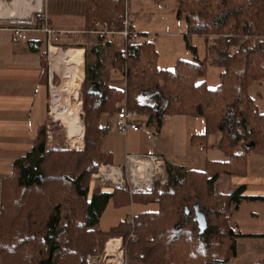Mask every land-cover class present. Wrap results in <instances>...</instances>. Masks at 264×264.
Here are the masks:
<instances>
[{
	"label": "trees",
	"instance_id": "trees-1",
	"mask_svg": "<svg viewBox=\"0 0 264 264\" xmlns=\"http://www.w3.org/2000/svg\"><path fill=\"white\" fill-rule=\"evenodd\" d=\"M163 1H174L177 17L183 15V37L191 51L195 47L188 38L204 37L205 56L178 59L173 69L166 70L157 66L152 42L106 41L110 66L126 81L125 89L119 90L102 80L101 47L78 46L84 49V125L76 116L78 126L67 137L76 149L83 141V149L49 147L43 122L32 148L15 159L1 187L0 264H42L51 246L56 248L49 264H86L87 254L103 252L113 237H121L127 257L136 264H225L235 256L238 234L230 225L231 214L242 201L264 196H246L244 185L216 193L215 183L221 174L245 175L249 153L264 150V112L249 92L253 83L264 79V38L247 37L239 43L243 35H264V0ZM83 9L88 30L99 22L120 31L128 14L127 0H83ZM35 20L51 23L42 15ZM211 33L230 36L207 45L205 36ZM40 58V82L48 85L46 50ZM207 63L222 67L214 88L206 84ZM91 82L98 84V93L88 91ZM123 101L140 122L157 129L164 115L202 118L204 132L193 137L218 136L217 148L227 160L207 161L203 171L167 163L166 182H155L146 192L130 194L128 185L113 190L92 187L91 175L107 163L100 149L105 128L99 117L116 114ZM89 116L95 119L94 128ZM135 196L142 203H157L158 208L140 211L105 231L97 228L109 201L120 207ZM195 204L207 222L202 234L193 220ZM131 231L133 241L128 238Z\"/></svg>",
	"mask_w": 264,
	"mask_h": 264
},
{
	"label": "crops",
	"instance_id": "crops-1",
	"mask_svg": "<svg viewBox=\"0 0 264 264\" xmlns=\"http://www.w3.org/2000/svg\"><path fill=\"white\" fill-rule=\"evenodd\" d=\"M4 2L0 0V199L3 179L11 173L15 159L32 148L40 125L47 118L51 87L49 82L48 85L40 82L41 52L47 51L48 80L49 76L52 78L54 74L57 75L51 68L46 34L36 29L44 21L36 22L34 17L29 23L23 24L8 21L11 17L25 19L32 15L41 16L40 1L33 6H24L20 12L17 9L23 5V0H11L7 3L9 7H4ZM16 25L28 28L27 40L11 41V28ZM91 45L99 47L94 42ZM102 80L109 87L119 90L126 86L121 71L110 66L109 57L107 61L104 59ZM257 87L256 83L250 86L251 95L253 92L260 93ZM114 119L115 114L108 113H102L99 117L100 125L105 128L100 149L107 157V163L101 166L108 169L115 179L123 180L126 171L135 182L142 181L146 189L151 188L153 168L159 165L155 164V156L160 158L163 166L169 163L199 171L205 170L207 161L227 160L225 154L217 148L218 136L211 135L206 139L193 137L204 132L202 118L164 115L159 129L155 125H145L142 129L126 133H120L114 128ZM211 175L208 172V176ZM241 185L245 186L246 196H264V154L251 156L249 153L247 172L243 176L221 174L216 180L215 192L229 193ZM230 225L238 234L236 254L225 264H264V200L242 201L231 214ZM113 238H120L118 245H122L121 237Z\"/></svg>",
	"mask_w": 264,
	"mask_h": 264
},
{
	"label": "rangeland",
	"instance_id": "rangeland-1",
	"mask_svg": "<svg viewBox=\"0 0 264 264\" xmlns=\"http://www.w3.org/2000/svg\"><path fill=\"white\" fill-rule=\"evenodd\" d=\"M4 7H7V3L11 0H4ZM38 0H23V5H21L17 11L23 10L24 6H33ZM41 3L42 10L39 12L40 15L48 18L53 26H58L60 28L54 29H69L81 31L75 36H65L59 38L57 41L52 43V46L64 49L66 47H78L79 45H84L87 49L91 48V43L94 42L101 47L102 58L108 59V51L104 46V43L109 40L122 41L123 37L116 31L112 25L107 23H95V26L88 30L85 28L84 23V9L83 0H39ZM36 2V3H35ZM25 4V5H24ZM9 7V6H8ZM12 8V6H11ZM13 9V8H12ZM127 16H131L130 23L133 25L135 31L138 34V41H152L157 51V66L161 69H173L176 61L178 59L193 61L195 57L202 59L205 56V40L204 37L200 35H191L188 38V44L195 46L196 52L191 51L187 46L186 40L184 39V34L186 33V25L183 15L177 17L176 3L174 1H163V0H127ZM35 16L32 15L25 19H16V17L9 18L8 21L17 24L29 23L32 21L31 18ZM83 25V27L81 26ZM65 26V27H62ZM68 26V27H66ZM131 29H133L131 27ZM133 29V30H134ZM109 31L114 34L105 33L102 35L101 31ZM100 31V32H99ZM230 34H219L211 33L207 34L206 40L207 45H213L218 38L228 37ZM247 37H252L253 40L258 38H264V35H243L240 38L239 43L245 41ZM243 40V41H241ZM212 55L211 57H214ZM222 67L214 63L206 64V84L209 88H214L219 83V73ZM84 76V75H83ZM83 79V78H82ZM259 90V94L252 93L258 109L260 112H264V79L255 82ZM254 83V84H255ZM61 84V79L59 75L53 76L52 85L59 86ZM82 84V82H81ZM80 84L79 90L77 89L76 101H72L71 106L67 108H58L52 101V96H49L47 104V118L44 121L45 131L47 136V144L49 147L54 148H65L81 150L83 149L84 143L82 141V148L76 149L73 146V142L70 138L66 136L72 129L77 128L76 116H84V111L82 109V85ZM51 92V90H50ZM122 103H125L124 101ZM121 103V104H122ZM80 105V106H79ZM80 108V109H79ZM78 120H80L77 117ZM82 119V118H81ZM82 125L83 120H81ZM89 122L91 125L95 126V119L89 116ZM83 132V129H82ZM84 140V138L82 139ZM101 144V141H100ZM251 156L256 154H264V150H253L250 152ZM102 164V163H101ZM101 164L98 170L91 175V183L94 187L98 189L113 190L122 188L128 185L129 193H140L150 190L155 182L163 185L166 182L165 170L162 166H154L153 168V181L152 186L149 189L145 188V183L140 181L139 183L133 180L129 172H124L122 179H113L109 174L108 169H103ZM164 170V174L159 171V169ZM113 172V171H111ZM113 180V181H112ZM164 181V182H162ZM91 184V186H92ZM158 208L157 203L147 202L142 203L141 201L131 199L129 197L127 202L120 207L115 206L112 201L107 204L104 213L101 215L97 228L99 230L105 231L111 226L118 224L121 220L128 221L133 215L140 211H155ZM110 239V238H109ZM122 240V239H121ZM107 242V241H106ZM105 247V246H104ZM122 249L124 250L123 260L126 264H136L130 257L126 255L125 244L122 241ZM88 256H104V252L97 254H87L86 264H88ZM103 258V257H102ZM110 258V257H109ZM107 259V257H106ZM106 259L100 261L99 264H107Z\"/></svg>",
	"mask_w": 264,
	"mask_h": 264
},
{
	"label": "built area",
	"instance_id": "built-area-1",
	"mask_svg": "<svg viewBox=\"0 0 264 264\" xmlns=\"http://www.w3.org/2000/svg\"><path fill=\"white\" fill-rule=\"evenodd\" d=\"M131 16H127L123 21V28L118 32L124 40H129L131 42L138 41V34L135 30L131 29ZM36 29L42 30L46 34V44L49 48L52 46V43L57 41L61 37L65 36H75L81 33V31L78 30H69V29H54L50 25L47 24L46 21L43 22V24ZM27 30L28 28L22 26V25H16L11 28V41L12 42H19V41H25L27 40ZM101 31V30H100ZM99 31V32H100ZM112 30L107 31H101L102 35L105 33H110ZM115 33V32H114ZM111 32V34H114ZM243 41V40H241ZM51 76H49V84L51 87ZM114 128L120 132V133H126L129 130H139L145 127V124L143 122H140L138 120V114L135 111L129 110L125 103H122L119 105L118 110L115 114L114 119ZM153 159L156 161L155 164L159 163V165L156 166H162V161L159 157H153ZM164 169V166H163ZM162 168L159 169L161 173L164 174V170ZM113 179H115L114 175H111ZM113 181V180H112ZM164 182V181H162ZM135 233L133 231L129 234V240L133 241L135 239ZM117 250L120 252V256H107L106 253H104V256H88V264H99L100 261H104L106 259L107 264H126L123 260V252L122 245H118ZM110 257V258H109ZM105 264V263H104Z\"/></svg>",
	"mask_w": 264,
	"mask_h": 264
},
{
	"label": "bare ground",
	"instance_id": "bare-ground-1",
	"mask_svg": "<svg viewBox=\"0 0 264 264\" xmlns=\"http://www.w3.org/2000/svg\"><path fill=\"white\" fill-rule=\"evenodd\" d=\"M49 53L51 68L57 72L61 79L59 86L51 85L52 100L58 108H67L71 106L72 101H76L77 89L79 90L84 75L83 49L71 46L61 49L50 46ZM80 120L82 119L80 118ZM119 242L120 238L107 240L105 244L107 256H120V252L117 250Z\"/></svg>",
	"mask_w": 264,
	"mask_h": 264
},
{
	"label": "water",
	"instance_id": "water-1",
	"mask_svg": "<svg viewBox=\"0 0 264 264\" xmlns=\"http://www.w3.org/2000/svg\"><path fill=\"white\" fill-rule=\"evenodd\" d=\"M85 70V67L83 68V71ZM83 80V79H82ZM88 91L91 93H98L99 92V87L98 84L96 82H91L88 88ZM77 117L80 119L81 115H77ZM67 136V133H66ZM186 213L188 214V210H185ZM193 220L197 223L198 229H199V233L202 234L206 228H207V222L205 219V215L203 214V212L200 210L199 205L195 204L194 205V217ZM56 248V246H51L50 250H49V256L45 261H42V264H49V261L51 259V255L52 252L54 251V249Z\"/></svg>",
	"mask_w": 264,
	"mask_h": 264
}]
</instances>
